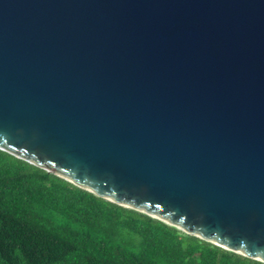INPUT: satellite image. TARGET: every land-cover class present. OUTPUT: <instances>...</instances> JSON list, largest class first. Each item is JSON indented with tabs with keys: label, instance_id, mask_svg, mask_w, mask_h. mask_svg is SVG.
Wrapping results in <instances>:
<instances>
[{
	"label": "water",
	"instance_id": "obj_1",
	"mask_svg": "<svg viewBox=\"0 0 264 264\" xmlns=\"http://www.w3.org/2000/svg\"><path fill=\"white\" fill-rule=\"evenodd\" d=\"M0 149L264 262V0H0Z\"/></svg>",
	"mask_w": 264,
	"mask_h": 264
},
{
	"label": "trees",
	"instance_id": "obj_2",
	"mask_svg": "<svg viewBox=\"0 0 264 264\" xmlns=\"http://www.w3.org/2000/svg\"><path fill=\"white\" fill-rule=\"evenodd\" d=\"M0 264H264L0 149Z\"/></svg>",
	"mask_w": 264,
	"mask_h": 264
}]
</instances>
